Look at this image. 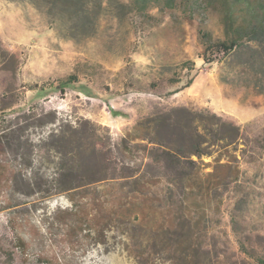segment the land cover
Segmentation results:
<instances>
[{
    "label": "rangeland",
    "instance_id": "1",
    "mask_svg": "<svg viewBox=\"0 0 264 264\" xmlns=\"http://www.w3.org/2000/svg\"><path fill=\"white\" fill-rule=\"evenodd\" d=\"M181 2L169 8L165 0L154 1L141 10L133 0H0V39L10 52L0 54L5 124H30L22 117L30 106L56 110L61 118L94 129L98 142L112 149L111 165L119 172L142 163L137 173L141 180L160 178L145 183L146 195L137 193L144 182L117 179L72 197L46 199L23 194L25 176L12 189L4 182L0 264H174L172 256L179 257L177 264H258L241 243L264 254V46L249 42L206 63L200 31L223 37L221 12L208 3L190 8ZM187 60L193 68L180 70L178 65ZM175 71L180 80L171 82ZM70 75L78 81L64 92L52 88L41 93L32 87ZM174 106L210 109L233 119L247 134L236 150L217 148L201 158L191 173L196 186L192 193L163 177V166L145 152L126 153L121 145L139 119ZM52 127H29L25 134L37 139ZM33 157L35 168L51 179L53 153L37 150ZM1 158L18 172L20 166L9 154ZM227 158L233 167L220 166ZM214 168L227 178L218 184L215 176L207 192L205 174ZM195 196L207 202L210 221L202 223L208 228L199 255L183 260L174 254L181 239L178 232H168V220L181 216L184 201ZM143 200L152 204L146 221L138 214L135 219L125 216L102 236L91 225L70 231L79 220L95 218L94 204L106 212L110 206L134 212ZM19 239L26 242L25 250L16 247Z\"/></svg>",
    "mask_w": 264,
    "mask_h": 264
},
{
    "label": "trees",
    "instance_id": "2",
    "mask_svg": "<svg viewBox=\"0 0 264 264\" xmlns=\"http://www.w3.org/2000/svg\"><path fill=\"white\" fill-rule=\"evenodd\" d=\"M154 1L159 2L160 0H133L135 7L141 10L148 5H155ZM175 3L176 0H165V5L169 8L174 7ZM181 3L190 8L208 3L211 8L221 12L223 37L215 38L207 30L200 31L203 44L202 58L206 63L219 60L222 56L242 48L249 42L264 46V0H183ZM9 53L3 47L0 39L1 56L5 57ZM194 65L191 60H187L178 67L180 70L192 69ZM172 75L169 81L177 82L180 80L178 71L173 72ZM54 81L33 84L32 87L41 93L52 88L64 92L67 86L78 81V79L77 76L70 75ZM191 81L190 79L186 86L190 85ZM157 86L158 84L153 83V87L156 88ZM2 100L3 98L0 99V195L3 191V183H10L12 189L17 184L19 176L27 177V182L24 184V195H42L43 199L62 194L72 197L73 194L80 193L82 190L87 191L91 187H97L106 180L117 179L126 181L133 179L138 183L144 182L138 184L137 193L146 195L149 188H145L147 187L145 183L150 179H160L157 176L146 178V182L141 180L143 175L141 177L137 173L141 169L142 163L137 167L124 166L123 170L119 172L115 165H111L110 153L112 149L98 142L94 129H90L78 120L61 118L56 110L42 108L41 111H38L30 106L22 110L24 111L22 117L27 122L31 121L30 124L24 126L5 124L6 119L3 118L5 115L3 113L8 106L3 105ZM47 123L54 125V127L46 136L36 139L25 134V130L29 127H43ZM246 138L247 134L243 127L231 118L206 108L174 106L159 108L152 114L139 119L133 130L121 139V145L126 153L145 152L147 157L155 159L157 163L163 166V177L169 181L179 182L183 189H188L192 193L196 190V186L191 184L194 181L191 180V173L201 158L211 156L218 149L229 153L231 146L236 150L238 145L244 144ZM37 150L53 153L54 172L51 179L45 177L33 165V155ZM3 153L9 154L11 159L18 162L20 168L17 173L10 170L9 166L2 164L1 155ZM193 156L198 159H193ZM100 158L106 164H103ZM219 160L216 158V161ZM231 163L232 160L227 158L226 162L220 163V166L233 167ZM23 170H27V173H22ZM234 173L235 176L239 175L238 168H234ZM215 176H217L218 184H223L227 178V174L224 172L216 174L215 168L206 172L207 192L210 191L209 183L213 179L215 180ZM94 206L97 212L95 218L89 222H84V219L79 220L76 230L74 228L70 231H77V229H82V226L91 225L92 229L90 230H95L96 235L102 236L107 229L112 227L113 221H119L125 216H132L135 219L136 214H138L140 221H146L152 204L143 200L134 212L133 209L123 210L119 206H110L106 212L98 203ZM183 208L184 213L181 216L169 218L167 230L180 234L181 240L176 245L177 249L174 254L178 253L181 259L186 260L199 255L202 240L207 236L204 232L208 228L202 223L208 218L210 221V217L207 214V202L205 199H200V196H195L189 201L185 200ZM200 226L204 227L201 228ZM16 247L25 250L27 244L19 239L16 242ZM241 247L243 252L255 259L258 264H264V254L258 255L256 250H247L243 243H241ZM170 258L174 264L178 263L179 257L172 256ZM46 261L51 264L50 260Z\"/></svg>",
    "mask_w": 264,
    "mask_h": 264
}]
</instances>
